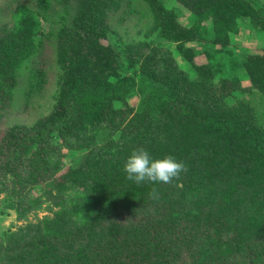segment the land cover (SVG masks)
I'll return each instance as SVG.
<instances>
[{"label":"trees","instance_id":"1","mask_svg":"<svg viewBox=\"0 0 264 264\" xmlns=\"http://www.w3.org/2000/svg\"><path fill=\"white\" fill-rule=\"evenodd\" d=\"M181 1L211 19L223 44L239 17L264 29V11L251 0ZM153 3L152 11L161 10ZM122 4L38 0L36 12L23 7L14 32L0 29V112L40 51V16L59 17L47 31L61 70L49 115L7 127L0 139V212L12 209L22 221L0 232V264H264V124L244 99L229 100L245 87L225 80L205 95L166 50L122 47L108 21ZM243 66L264 99V55H248ZM213 68L197 65L199 80L212 86ZM152 81L164 105L129 117L127 96ZM189 89L205 101L190 99ZM138 147L154 158L172 154L187 171L171 184L136 185L123 164ZM64 148L88 151L71 165ZM153 186L158 200L149 198ZM43 208L52 214L38 216Z\"/></svg>","mask_w":264,"mask_h":264},{"label":"rangeland","instance_id":"2","mask_svg":"<svg viewBox=\"0 0 264 264\" xmlns=\"http://www.w3.org/2000/svg\"><path fill=\"white\" fill-rule=\"evenodd\" d=\"M37 1L0 0V29H10L9 33L14 32V23L23 14V7L28 6L30 10L36 12ZM153 1H155L153 4L161 10L152 11V0H123V6L117 12H113L108 20L116 33L113 40L124 48L136 43L166 50L177 63L178 68L185 72L187 80H196L205 95H210L213 89L227 84L225 80L236 79V82L245 88L242 92H234L229 100L234 102L244 99L249 108L246 110L252 111L257 120L264 124V99L243 66V60L248 55H264V29L249 17H239L236 19L235 29L229 30L228 39L223 44L215 34L216 28L212 25L211 19H199L181 0ZM251 2L256 9L264 11V0H251ZM35 15L38 21V14ZM50 17L48 20L40 16L42 22L40 35L34 37L37 45L42 40L40 51L37 50L23 68L12 105L0 112V139L4 135L5 128L13 125H32L38 119L47 117L53 108L59 89L61 70L57 63L54 35L47 31L50 20L57 21L59 17L54 15ZM207 62L214 66L212 86L206 77L199 80V72L196 69L197 65ZM196 91L189 89V98L195 100L198 96L205 101L206 96L201 91H198L200 93ZM149 94L153 96L152 107L151 104L147 105ZM163 100L162 96L161 99L157 98L153 81L144 82L138 86V90L126 98V103L132 108L129 117L135 113L141 115L143 112L154 115L156 111L153 108L164 105ZM139 121L137 119V122ZM184 125L185 129L190 127L187 122ZM123 126L124 124L121 128ZM100 135L110 139L118 136L113 133L109 135L107 132ZM63 151L64 162L75 165L80 162L88 149L64 148ZM34 190L39 191L38 187ZM54 208L56 209L55 206ZM36 213L42 216L45 213L52 214V211L43 208ZM205 214L206 212L196 221L201 223ZM30 217L32 213L28 215V218ZM21 222L16 219L12 209L4 208L0 212V232L14 228ZM188 226L189 224L184 227V233L188 230Z\"/></svg>","mask_w":264,"mask_h":264},{"label":"clouds","instance_id":"3","mask_svg":"<svg viewBox=\"0 0 264 264\" xmlns=\"http://www.w3.org/2000/svg\"><path fill=\"white\" fill-rule=\"evenodd\" d=\"M123 171L125 178L136 185L146 182L152 185L171 184L174 180L181 179V174L187 171V165L172 154L154 158L148 150L138 147L131 150L125 158ZM159 197V189L153 186L149 191V198L158 200Z\"/></svg>","mask_w":264,"mask_h":264}]
</instances>
